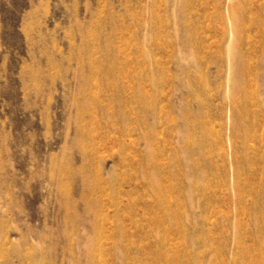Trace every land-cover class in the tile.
I'll return each mask as SVG.
<instances>
[{
  "label": "rangeland",
  "instance_id": "1",
  "mask_svg": "<svg viewBox=\"0 0 264 264\" xmlns=\"http://www.w3.org/2000/svg\"><path fill=\"white\" fill-rule=\"evenodd\" d=\"M262 1L0 0V264H264Z\"/></svg>",
  "mask_w": 264,
  "mask_h": 264
},
{
  "label": "bare ground",
  "instance_id": "2",
  "mask_svg": "<svg viewBox=\"0 0 264 264\" xmlns=\"http://www.w3.org/2000/svg\"><path fill=\"white\" fill-rule=\"evenodd\" d=\"M238 2H239V4H241V6L243 8H241V6L239 7L238 4H237V7H239L241 10L244 9V8L246 9V7H247L246 6L247 5L246 3L247 2H245V0H238ZM236 3H237V1H236ZM261 5L264 6V2H263V4L261 3ZM251 6L247 7L248 10L251 8ZM262 6L259 7V8H261V9L264 8ZM240 9H238V11ZM252 10H253V6H252ZM244 11L242 10L241 12H244ZM246 12H247V10H246ZM239 13H240V11H239ZM241 14L236 13V11L232 14L233 15V25H234V32H233L234 34L232 35L231 38H229L228 45H227V50H226L227 55H228L229 65H230V67H229V69H230V76H229V78H230L229 81L230 82H229V87H230V90L231 91H230V95L229 96L231 98H233V100H235L236 105H237V101H238V106H239V108L241 109V111H242V113L244 115H250V116L253 117L252 123L255 124V123L258 122V117H259L260 114L262 116V121L264 123V95H262V94H264V88H263V91L261 92V90L259 89L260 88V84H258L257 80L255 79L256 73H255V71H254V69L252 67V64H253V61H251L252 58H251L249 52L247 53V51L244 50L245 43H247V44L250 43V42L249 43L247 42L248 40H250V39H248L250 35L249 36L248 35L245 36V34H244L245 33L244 32V29H246L245 27H248L249 26V28H250V25L253 23V21H256L257 22V25L260 26L259 29H261L263 27V30L262 31H264V9H263V11H260V13H253L252 11H250V13L248 15V18L247 17L244 18ZM244 16H246V15H244ZM260 24L262 25V27H261ZM258 44H261V42H258ZM253 46H255V45L253 44ZM254 48L256 49V47H254ZM259 50H262V49H259ZM255 51H257V50H255ZM188 78L190 79V77H188ZM189 81H191V80H189ZM197 92H199V91H197ZM195 94H197V93H195ZM192 97L193 98L195 97L194 99H196V96L195 95H193ZM196 100H199V99H196ZM204 103L206 104L207 102L204 101L203 104ZM235 114H236V111H235ZM243 114H241V115H243ZM236 116L238 117L237 114H236ZM237 117H235V118H237ZM240 119H242V118H240ZM247 120H245V121H247ZM240 121H242V120H240ZM242 122H244V121H242ZM248 122H249V120L246 123H248ZM235 124L238 125V122L235 123ZM242 125H244V124H242ZM248 126L249 125L246 124V128H247L246 130H248V128H249ZM239 127H241V126H239ZM243 127H245V126H243ZM237 128H238V126H237ZM262 128H263V125H262ZM242 129H244L243 130L244 131V136H247V133L245 134V132H247L245 130V128H242ZM242 129H239V131L242 130ZM240 133L238 135H240ZM255 136H257V135H255ZM262 136H261V138H262ZM263 139H264V136H263ZM192 141H193V139H191V142ZM244 143H247V142L245 141ZM247 144H249V143H247ZM247 144H246V146H247ZM194 145H196V144H194ZM249 147H250V145H249ZM247 161L248 160H247V156L246 155L245 156H243V155L237 156L236 162H237V169H238L239 172L241 170H244V166L243 165ZM238 185L240 187V182H238ZM155 192L157 193L156 190H155ZM162 202H164V200H162L161 203ZM161 203H160V205H161Z\"/></svg>",
  "mask_w": 264,
  "mask_h": 264
}]
</instances>
